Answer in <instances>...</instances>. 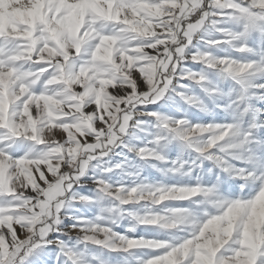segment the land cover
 <instances>
[{
    "label": "snow or ice",
    "instance_id": "1",
    "mask_svg": "<svg viewBox=\"0 0 264 264\" xmlns=\"http://www.w3.org/2000/svg\"><path fill=\"white\" fill-rule=\"evenodd\" d=\"M0 264H264V0H0Z\"/></svg>",
    "mask_w": 264,
    "mask_h": 264
}]
</instances>
